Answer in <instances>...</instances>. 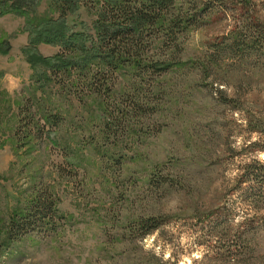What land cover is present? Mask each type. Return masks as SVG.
Here are the masks:
<instances>
[{"label":"rangeland","instance_id":"obj_1","mask_svg":"<svg viewBox=\"0 0 264 264\" xmlns=\"http://www.w3.org/2000/svg\"><path fill=\"white\" fill-rule=\"evenodd\" d=\"M103 1L0 0L21 7L0 16V264H221L206 258L198 220L242 166L264 162V59L201 71L233 25L216 5L169 53L173 69L122 70L96 95L85 70L52 73L64 49L49 42L76 33L89 48ZM231 2V16L264 23V0ZM41 193L55 202V229L15 238L12 223ZM150 218L160 228L143 236ZM254 242L240 264H264V235Z\"/></svg>","mask_w":264,"mask_h":264},{"label":"trees","instance_id":"obj_2","mask_svg":"<svg viewBox=\"0 0 264 264\" xmlns=\"http://www.w3.org/2000/svg\"><path fill=\"white\" fill-rule=\"evenodd\" d=\"M230 3L231 0L98 2L101 8L89 48L81 34L61 33L57 40L49 42L64 49V55L53 59L51 71L57 76V73L65 70H85L81 73L87 74L81 75V81H91L89 89L99 96L101 91L108 95L111 91L110 83L116 80L114 74H119L122 70L134 69L139 78L147 74L169 72L177 65L174 63L176 59H171L169 53L175 56L182 52L181 38L200 28L211 8L216 5L217 9L228 15V19L232 17L233 25L220 43L212 47V54L206 56L208 61L201 66V71L211 77L220 68V63L224 62L260 65L259 62L264 59V23L248 14L244 18L231 16L230 11L234 8H231ZM0 4V16L7 12L15 13L21 8L7 6L9 11H6L7 3ZM240 7L241 11L248 10L244 5ZM196 9L201 13H196ZM155 47L161 49V57L157 60L149 59L147 50ZM3 50L0 45L1 55ZM225 105L231 108L230 102H225ZM248 118L252 119V116L248 115ZM248 118L244 121H248L250 125L252 121ZM261 122L263 120L255 122L256 130L252 129V133H263L262 128H259ZM239 171L237 183L234 181L235 186L228 190L225 201L206 211L205 216L198 220L200 226L196 230V233L200 232L205 238L204 245L209 248L207 253L212 254L206 258L221 264H240L254 259V241L264 235V217H257L264 210V162L246 163ZM248 211L254 214L250 216ZM56 217L58 215L52 197L41 193L31 204L29 211L14 220L11 232L18 238L37 230L53 231ZM144 224L146 228H143V236L154 234L160 228L155 219H147ZM174 263L178 264L177 261Z\"/></svg>","mask_w":264,"mask_h":264}]
</instances>
